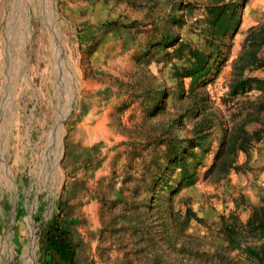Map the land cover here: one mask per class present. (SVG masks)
Returning <instances> with one entry per match:
<instances>
[{
    "label": "rangeland",
    "instance_id": "rangeland-1",
    "mask_svg": "<svg viewBox=\"0 0 264 264\" xmlns=\"http://www.w3.org/2000/svg\"><path fill=\"white\" fill-rule=\"evenodd\" d=\"M260 24L264 0H0V264H41L51 219L76 264H250L264 137L216 158Z\"/></svg>",
    "mask_w": 264,
    "mask_h": 264
},
{
    "label": "trees",
    "instance_id": "trees-1",
    "mask_svg": "<svg viewBox=\"0 0 264 264\" xmlns=\"http://www.w3.org/2000/svg\"><path fill=\"white\" fill-rule=\"evenodd\" d=\"M220 18L228 12V3L217 2L213 8ZM224 55L221 63L227 60ZM255 71H261L262 76H250ZM256 85L261 93L252 102V106L243 114L240 122H233V131L227 132L216 160L219 161L226 151H246L254 143L264 137V24L250 27L243 39L240 52L232 62L229 97H237ZM227 104V101H224ZM231 118L235 115L230 114ZM233 121V120H232ZM254 124V129L248 131L246 126ZM254 220L250 223L249 232L252 240L245 241L244 248L248 251L250 264H264V219L255 211ZM42 261L41 264H76L75 252L68 233L58 223L51 219L42 228ZM236 244H239L236 242Z\"/></svg>",
    "mask_w": 264,
    "mask_h": 264
}]
</instances>
